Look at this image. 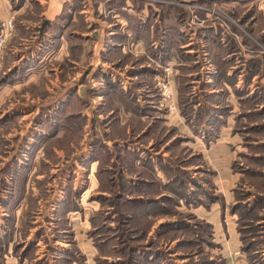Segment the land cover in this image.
<instances>
[{"label":"rangeland","instance_id":"1","mask_svg":"<svg viewBox=\"0 0 264 264\" xmlns=\"http://www.w3.org/2000/svg\"><path fill=\"white\" fill-rule=\"evenodd\" d=\"M5 1L0 264H264V0Z\"/></svg>","mask_w":264,"mask_h":264},{"label":"built area","instance_id":"2","mask_svg":"<svg viewBox=\"0 0 264 264\" xmlns=\"http://www.w3.org/2000/svg\"><path fill=\"white\" fill-rule=\"evenodd\" d=\"M3 25L5 28L2 30L0 34V50L4 47L5 42L9 36V33L13 29V22L9 20L8 22H4ZM170 69H171L170 67L167 68L169 72H171ZM169 75L170 73L164 76V79L160 81L159 90L161 94V107L166 109L167 112H169L170 114H173L176 112L177 107L175 105V100H174L175 93L172 88Z\"/></svg>","mask_w":264,"mask_h":264},{"label":"crops","instance_id":"3","mask_svg":"<svg viewBox=\"0 0 264 264\" xmlns=\"http://www.w3.org/2000/svg\"><path fill=\"white\" fill-rule=\"evenodd\" d=\"M51 1V3H50V5H49V7H50V10L48 11V12H50V14L49 15H47L49 18H55L61 11H60V7L58 6L59 4H58V0H49V2ZM1 5L3 6V7H1ZM51 8H52V10H51ZM46 12V11H45ZM44 12V13H45ZM47 12V13H48ZM11 9H10V7H9V5H8V2H6L5 0H0V17L2 18V19H7L10 15H11ZM39 16V15H38ZM50 50V49H49ZM61 50V48H59V50L58 51H60ZM45 53V54H44ZM49 53V55H48V57L50 56V55H54V56H52V59L53 58H56L57 57V55H58V53L59 52H55V53H53L52 51L51 52H47V54ZM111 53V52H110ZM109 53V54H110ZM46 54V51L45 52H43L42 51V55L44 56H46L47 55ZM44 56V57H45ZM42 59H43V57H42ZM51 59V58H50Z\"/></svg>","mask_w":264,"mask_h":264}]
</instances>
